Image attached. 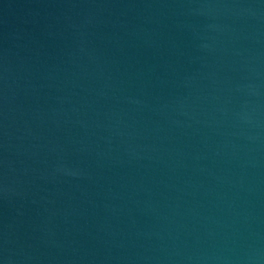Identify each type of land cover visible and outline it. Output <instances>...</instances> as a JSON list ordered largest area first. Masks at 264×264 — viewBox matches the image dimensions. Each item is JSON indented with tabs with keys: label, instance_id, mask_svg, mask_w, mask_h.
Segmentation results:
<instances>
[{
	"label": "water",
	"instance_id": "obj_1",
	"mask_svg": "<svg viewBox=\"0 0 264 264\" xmlns=\"http://www.w3.org/2000/svg\"><path fill=\"white\" fill-rule=\"evenodd\" d=\"M0 264H264V0H0Z\"/></svg>",
	"mask_w": 264,
	"mask_h": 264
}]
</instances>
